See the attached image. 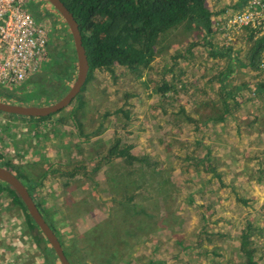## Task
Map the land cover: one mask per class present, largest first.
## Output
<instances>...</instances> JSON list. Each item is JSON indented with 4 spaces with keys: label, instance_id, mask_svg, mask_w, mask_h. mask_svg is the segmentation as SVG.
I'll return each mask as SVG.
<instances>
[{
    "label": "rangeland",
    "instance_id": "obj_1",
    "mask_svg": "<svg viewBox=\"0 0 264 264\" xmlns=\"http://www.w3.org/2000/svg\"><path fill=\"white\" fill-rule=\"evenodd\" d=\"M41 3L50 22L46 59L25 84L1 88V101L48 105L76 78L70 30ZM230 6L236 2L205 0L157 48L149 68L116 65L115 77L95 70L80 108L73 100L43 120L0 113L7 168L28 177L23 182L70 264H246L239 239L249 221L252 257L264 264V61L259 72L250 69L253 39L228 25ZM65 60L71 69L53 74ZM116 136L146 160L114 158L93 171ZM74 163L89 172L67 180ZM39 231L0 192V264H48L45 251L55 252L45 237L35 240Z\"/></svg>",
    "mask_w": 264,
    "mask_h": 264
},
{
    "label": "trees",
    "instance_id": "obj_2",
    "mask_svg": "<svg viewBox=\"0 0 264 264\" xmlns=\"http://www.w3.org/2000/svg\"><path fill=\"white\" fill-rule=\"evenodd\" d=\"M61 1L72 12L79 24L82 43L89 64L86 81L81 87L80 92L73 99L78 101L77 108H80L83 105L80 94L84 90L85 84L94 76L95 70L107 71L111 76L115 77L116 65L125 66L133 73H138L143 68H149L150 61L157 48L163 45L174 28L188 20L196 18L198 14H200V4L205 0ZM249 35L253 40L246 53V59L250 69L259 72L262 69L263 64L264 35L255 36L251 30H249ZM197 43V41L191 42L187 45L185 50L189 51L191 47L195 46ZM66 62L67 63L63 64L61 68L51 69V72L55 75L58 74L59 76V72L63 74L70 70L71 65L68 61ZM161 89L164 92L169 89V86L164 83ZM225 98L224 94H222V103H224V110L225 113H227L229 112V108ZM73 112V118L76 121L78 131L81 134H84L81 121L78 119L76 111L74 110ZM0 113L4 112L0 111ZM4 114L16 115L10 113ZM123 114L125 117H128L126 111H124ZM50 115L23 117L43 120ZM185 117L189 121L196 122L191 116L185 115ZM221 118H223L222 115L215 119ZM131 149L132 145L125 143L120 136L114 137L112 142L107 146L105 153L101 156L100 162L98 161L92 167V170L95 171L99 169L101 162L109 163L114 158H123L128 165H132L136 161L146 160L144 156L140 157L133 154ZM0 164L5 167L10 164L2 152H0ZM88 172L89 170H87L83 164L74 163L73 167L65 170L64 173L66 179L70 180L78 173L87 175ZM14 174L22 181L28 179V177L21 172ZM27 188L30 190V187L27 186ZM2 191H6L11 196L12 203L22 209L27 226L32 230L38 229L15 190L0 180V192ZM238 200L243 204L248 203L247 200L243 198H238ZM35 203L39 208V204L36 201ZM45 220L48 222L47 219ZM48 224L56 233L54 226L50 222H48ZM251 229L252 222H246L245 227L241 231L239 248L242 255L245 257L246 264H259L258 261L254 260L252 257L253 247L249 240ZM34 236L36 241H44V236L40 231L34 234ZM44 256L48 264H55L58 259L54 253L49 254L48 251H45Z\"/></svg>",
    "mask_w": 264,
    "mask_h": 264
},
{
    "label": "built area",
    "instance_id": "obj_3",
    "mask_svg": "<svg viewBox=\"0 0 264 264\" xmlns=\"http://www.w3.org/2000/svg\"><path fill=\"white\" fill-rule=\"evenodd\" d=\"M225 8L228 25L264 35V0H233ZM37 5V6H35ZM41 0H0V88L14 89L42 67L49 41V19ZM264 61V52L263 59Z\"/></svg>",
    "mask_w": 264,
    "mask_h": 264
},
{
    "label": "water",
    "instance_id": "obj_4",
    "mask_svg": "<svg viewBox=\"0 0 264 264\" xmlns=\"http://www.w3.org/2000/svg\"><path fill=\"white\" fill-rule=\"evenodd\" d=\"M54 9L62 16L66 22L74 44L77 59V75L76 78L68 89V91L55 102L48 105H24L17 103H9L0 100V111L4 113L16 114L21 116H48L53 114L65 106H67L75 96L80 92L81 87L86 81L89 64L84 45L82 43V36L79 29V24L72 14V12L66 7L61 0H47ZM0 180L12 187L16 194L21 198L24 203L27 212L37 225L40 232L46 238L50 246L55 252L60 264H70L61 242L45 220L44 216L37 207L35 201L30 195L26 185L20 180L11 170L0 164Z\"/></svg>",
    "mask_w": 264,
    "mask_h": 264
},
{
    "label": "flooded vegetation",
    "instance_id": "obj_5",
    "mask_svg": "<svg viewBox=\"0 0 264 264\" xmlns=\"http://www.w3.org/2000/svg\"><path fill=\"white\" fill-rule=\"evenodd\" d=\"M33 9L38 13V12H40L41 10H42V8H40V7H33ZM41 9V10H40ZM27 187V186H26ZM28 189V188H27ZM29 191V193H30V195L32 196V198H33V200H34V196L31 194V192H30V190H28ZM35 201V200H34Z\"/></svg>",
    "mask_w": 264,
    "mask_h": 264
}]
</instances>
